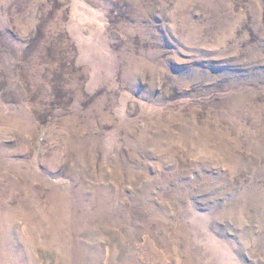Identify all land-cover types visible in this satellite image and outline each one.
Masks as SVG:
<instances>
[{"label": "rangeland", "instance_id": "1", "mask_svg": "<svg viewBox=\"0 0 264 264\" xmlns=\"http://www.w3.org/2000/svg\"><path fill=\"white\" fill-rule=\"evenodd\" d=\"M0 264H264V0H0Z\"/></svg>", "mask_w": 264, "mask_h": 264}]
</instances>
